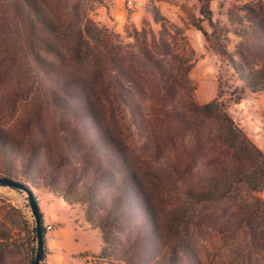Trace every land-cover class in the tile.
Instances as JSON below:
<instances>
[{"label": "trees", "instance_id": "obj_1", "mask_svg": "<svg viewBox=\"0 0 264 264\" xmlns=\"http://www.w3.org/2000/svg\"><path fill=\"white\" fill-rule=\"evenodd\" d=\"M78 2L68 11L69 0H0V73H45L53 90L63 88L67 79L60 77L71 73L84 93L80 102L71 96L57 100L47 85L51 102L72 117H60L65 128L52 135L22 140L19 149L0 134V179L19 184L12 188L26 192L35 217L37 248L29 263L41 264L44 257L45 229L33 188L47 186L80 191L77 200L87 206L94 188L109 191L107 207L93 203L103 252L122 249L124 240L139 251L146 234L154 240L147 264H264V255L258 257L264 252V153L217 99L193 102L190 64L165 36L152 42H139L136 31L125 39L101 36ZM59 59L73 69L60 66ZM256 67L251 71L264 69ZM179 79L182 88L173 92ZM99 83L115 95L99 99ZM43 103L41 92L33 96L32 104ZM113 105L117 115L110 119ZM136 106L140 119L131 111ZM101 155L116 157V166L88 163ZM134 197L139 208L133 220L127 218L121 231L108 230L106 217L116 206L123 212L134 206Z\"/></svg>", "mask_w": 264, "mask_h": 264}, {"label": "rangeland", "instance_id": "obj_2", "mask_svg": "<svg viewBox=\"0 0 264 264\" xmlns=\"http://www.w3.org/2000/svg\"><path fill=\"white\" fill-rule=\"evenodd\" d=\"M58 5L61 8L63 3ZM77 5L81 15L85 14L92 22L91 26L101 29V36L125 39L136 31L139 42L145 38L152 42L154 37L158 40L159 35L165 36L190 64L188 78L193 102L201 105L217 99L234 123L264 153V69L258 73L251 71L256 66L264 68V0H135L132 8L126 6L125 0H79ZM66 9L74 10L73 0H69ZM57 63L73 69L66 59ZM15 69L19 71L21 67L15 65ZM71 76L68 73L60 77L67 79L63 88L53 90V85L46 83L45 73H0V134L8 141L19 143L17 148L21 149L22 140L33 142L64 129L65 125L59 124L60 117L65 120L72 117H64L51 102L47 85L49 94L54 92L57 100L71 96L80 102L84 93L79 92L80 82ZM180 84L179 79L175 82L177 91L173 92L181 90ZM38 92L44 95L45 103L41 107L32 104ZM96 93L101 100L115 95L102 89L100 83ZM97 108L100 116L103 109ZM137 108L131 111L140 119L143 114ZM109 111L106 117L116 118L114 105ZM80 112L86 113L87 108H80ZM143 112L147 114L148 109ZM149 155L145 151L144 158ZM115 158L101 155L87 161L112 170ZM61 177L58 173L57 180ZM46 187L33 188L45 229L41 264H147L153 259L154 240L146 234L141 236L143 243L139 251L131 246V240H124L122 249L117 246L102 251L101 235L95 226L98 219L93 215L97 206L93 203L108 206L106 202L109 203L111 196L106 188H94L92 203L87 206L77 200L80 191ZM136 199L129 198L134 206L124 212L120 206L115 207L113 214L106 217L108 230L121 231L129 223L127 218L133 220L139 208ZM34 227L35 217L26 192L0 186V264H30L37 248L31 231ZM201 237L209 239L204 232ZM263 255L264 252L258 253V257Z\"/></svg>", "mask_w": 264, "mask_h": 264}, {"label": "water", "instance_id": "obj_3", "mask_svg": "<svg viewBox=\"0 0 264 264\" xmlns=\"http://www.w3.org/2000/svg\"><path fill=\"white\" fill-rule=\"evenodd\" d=\"M0 182H2L4 184H7L8 186H11V187H14V186H18L19 185L16 181L9 180V179H0ZM35 212L36 211L34 209V214H36ZM37 240H38V248H39L38 255H39L40 254V250H41V243H42V235H41L39 229L37 231Z\"/></svg>", "mask_w": 264, "mask_h": 264}, {"label": "built area", "instance_id": "obj_4", "mask_svg": "<svg viewBox=\"0 0 264 264\" xmlns=\"http://www.w3.org/2000/svg\"><path fill=\"white\" fill-rule=\"evenodd\" d=\"M125 4L127 7L132 8L135 6V0H125Z\"/></svg>", "mask_w": 264, "mask_h": 264}]
</instances>
